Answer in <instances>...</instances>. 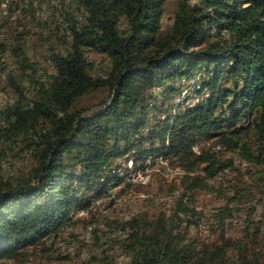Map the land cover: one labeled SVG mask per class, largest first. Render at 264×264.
<instances>
[{"label":"trees","instance_id":"1","mask_svg":"<svg viewBox=\"0 0 264 264\" xmlns=\"http://www.w3.org/2000/svg\"><path fill=\"white\" fill-rule=\"evenodd\" d=\"M72 1L81 18L63 51L51 52L53 73L38 74L20 44L8 45L12 65H0L9 97L0 106V163L18 146L30 156L18 173L0 168V264L28 262V247L59 237L73 210L90 212L122 184L123 167L112 169L118 159L140 170L174 164L186 190L211 189L234 157L258 166L264 159V0H178L165 30L166 0ZM8 46L0 43V55ZM87 51L109 62L106 76L94 74ZM99 92L96 103L80 105ZM247 173L250 184L232 185L220 214L244 193L254 199L255 187L264 194V169ZM184 198L169 214L118 223L128 229L116 241L125 264H264L259 227L253 240L225 229L210 243L189 237L199 213Z\"/></svg>","mask_w":264,"mask_h":264},{"label":"rangeland","instance_id":"2","mask_svg":"<svg viewBox=\"0 0 264 264\" xmlns=\"http://www.w3.org/2000/svg\"><path fill=\"white\" fill-rule=\"evenodd\" d=\"M177 1L166 0L162 30L171 24ZM81 12L72 0H0V43L5 41L6 46L10 43L20 44L28 58L37 63L38 74H51L53 68L49 60L50 54L53 51H63L68 42L69 26L74 18H81ZM4 52L0 55V65L11 66L13 59L10 46L5 47ZM87 56L94 63V74L106 76L109 62L94 52L87 51ZM3 84L0 80V106L9 99L8 94L3 91ZM102 97V92L87 96L80 105L90 106ZM208 144L209 141L200 144L195 147V151ZM21 147L8 152L7 161L0 163L3 171L18 173L27 168L30 156ZM221 156L228 158L231 154L223 151ZM234 158L232 168L226 169L210 181L211 189L186 190L188 181L174 164H167L165 168L163 164L157 163L145 170L134 168L133 173L140 174L139 178L136 176L135 182L125 186L124 182L128 181H123V184L108 187L106 195L109 197L102 195L98 198V203L92 206L90 212L73 210L72 222L62 228V234L56 239H47L44 246L35 249L28 247L27 252L31 257L22 264H97L92 259L101 257H106L101 264H107L108 261L109 264H125L126 257L116 241L124 238L128 229L122 230L118 223L123 224L134 216L144 214H169L180 197H185L187 202V198H190V206L199 213L197 224L190 225L188 234L200 244L215 241L220 229H225V235L229 238L240 239L247 234V239L253 240L257 227L260 232L256 235V240L264 244V194L258 187L254 188V199L244 193L240 202L230 203L233 210L230 214L219 213V208H224L233 196L232 185L248 186L250 176L247 172L256 171L258 167L259 170L264 169V159L258 166L242 158ZM124 159H118L112 169L122 165V170L117 168V171L125 178L131 170L123 171L124 165H127ZM2 160L4 156L0 147V162ZM261 176L264 182V174ZM184 192L186 196H183ZM211 219L216 222L214 227ZM210 230L215 231L208 235ZM5 262L15 264L14 260Z\"/></svg>","mask_w":264,"mask_h":264},{"label":"bare ground","instance_id":"3","mask_svg":"<svg viewBox=\"0 0 264 264\" xmlns=\"http://www.w3.org/2000/svg\"><path fill=\"white\" fill-rule=\"evenodd\" d=\"M13 20V19H12ZM210 146V145H209ZM128 160V159H127ZM127 162V161H126ZM122 166V165H121ZM126 168H127V170H131V172H130V174L128 175V177H125L124 178V180L123 181H128V182H131L132 181V179H134V182L136 181V176L139 178L140 177V174H136V173H133V171H132V169H134V165H133V162L130 160V161H128L127 162V165H124ZM114 167H115V165H114ZM116 169V168H115ZM121 169V168H120ZM140 170V169H139ZM124 171V170H123ZM116 173H120V172H116ZM115 173V174H116ZM114 174V175H115ZM120 175L122 176V174L120 173ZM127 175V174H126ZM125 175V176H126ZM116 176V175H115ZM125 183V182H124ZM123 184V183H122ZM109 186V185H108ZM112 187V186H111ZM115 188H116V186H115ZM109 189V188H108ZM108 191V190H107ZM109 192V191H108ZM112 192V191H111ZM105 193V192H104ZM108 194V193H107ZM111 194V193H110ZM105 195H106V193L105 194H103V197H105ZM107 196V195H106ZM112 196V195H111ZM107 197H109V196H107ZM102 201V200H101ZM104 201V200H103ZM98 203V202H97ZM242 217V216H241ZM239 220H240V217H239ZM238 223H241V222H238ZM124 261H125V259H124ZM125 263H127V262H125Z\"/></svg>","mask_w":264,"mask_h":264},{"label":"built area","instance_id":"4","mask_svg":"<svg viewBox=\"0 0 264 264\" xmlns=\"http://www.w3.org/2000/svg\"><path fill=\"white\" fill-rule=\"evenodd\" d=\"M134 182V179H132V181L131 182H128V183H124V185L125 184H131V183H133ZM117 188V187H116ZM95 203H97V201H95Z\"/></svg>","mask_w":264,"mask_h":264}]
</instances>
